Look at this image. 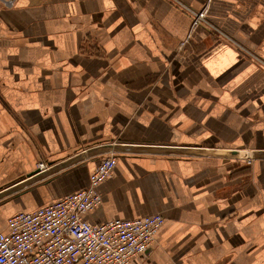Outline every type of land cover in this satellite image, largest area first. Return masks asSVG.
Segmentation results:
<instances>
[{"label": "crops", "instance_id": "0c3cea01", "mask_svg": "<svg viewBox=\"0 0 264 264\" xmlns=\"http://www.w3.org/2000/svg\"><path fill=\"white\" fill-rule=\"evenodd\" d=\"M104 144L264 150V0L0 3V191ZM110 155L86 220L164 218L130 264H264V160L110 152L0 200V232Z\"/></svg>", "mask_w": 264, "mask_h": 264}, {"label": "built area", "instance_id": "2783aa9c", "mask_svg": "<svg viewBox=\"0 0 264 264\" xmlns=\"http://www.w3.org/2000/svg\"><path fill=\"white\" fill-rule=\"evenodd\" d=\"M16 1L0 3L11 9ZM189 12L192 31L209 25L205 10ZM115 165V156L103 157L89 175L85 189L10 216L6 232H0V264H130L143 256L164 223L161 215L98 224L85 218L100 207L97 187L110 177ZM47 167L44 162L37 165L39 171Z\"/></svg>", "mask_w": 264, "mask_h": 264}, {"label": "water", "instance_id": "95a60500", "mask_svg": "<svg viewBox=\"0 0 264 264\" xmlns=\"http://www.w3.org/2000/svg\"><path fill=\"white\" fill-rule=\"evenodd\" d=\"M121 153V152H139V153H150V154H176V155H186V156H217L225 158H238L242 160H264V150L260 151H227V152H213V151H200L193 149H176V148H155V147H129L123 145H112L104 144L96 147L89 148L82 151L79 154L70 157L62 163L52 165L44 171L36 170L27 176V179L8 187L0 191V200L9 197L13 194L21 192L26 187L33 185L34 183L44 180L45 178L54 175L62 170L72 167L78 163L84 162L86 160L92 159L97 156H102L108 153Z\"/></svg>", "mask_w": 264, "mask_h": 264}]
</instances>
